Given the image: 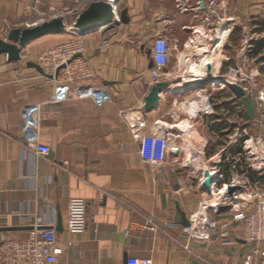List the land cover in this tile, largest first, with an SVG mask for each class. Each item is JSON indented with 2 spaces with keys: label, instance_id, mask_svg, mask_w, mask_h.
Masks as SVG:
<instances>
[{
  "label": "crops",
  "instance_id": "1",
  "mask_svg": "<svg viewBox=\"0 0 264 264\" xmlns=\"http://www.w3.org/2000/svg\"><path fill=\"white\" fill-rule=\"evenodd\" d=\"M92 1L0 0V42L8 43L15 29L41 24L48 11L49 20L62 18L69 30ZM102 1L114 3L117 25L40 38L18 61L0 53V241L25 239L21 217L29 214L44 224L54 221L63 251L57 264H244L256 245L243 239L232 216L248 202L246 181H264V169L252 171L243 148L250 139H261L264 147V30L255 40L247 29L258 16L264 20V0ZM158 36L169 58L157 82L169 90L146 113L144 100L157 83L149 47ZM75 40L83 43L77 58L84 65L72 88L103 90L110 102L97 106L80 96L54 101L51 77L27 66ZM202 68L205 76L196 77L193 71ZM196 80L201 84L182 90ZM221 81L251 98L253 119ZM32 107L47 155L36 153L22 131L23 114ZM152 133H165L169 141L160 167L139 155L137 137ZM204 170L215 177L209 191L200 189ZM229 183L236 198L222 203L219 191ZM72 198L87 205L82 235L66 231ZM207 222L229 223V244L216 234L205 239ZM187 228L196 237L189 238Z\"/></svg>",
  "mask_w": 264,
  "mask_h": 264
},
{
  "label": "built area",
  "instance_id": "2",
  "mask_svg": "<svg viewBox=\"0 0 264 264\" xmlns=\"http://www.w3.org/2000/svg\"><path fill=\"white\" fill-rule=\"evenodd\" d=\"M109 1L113 2V0ZM83 52L82 41L75 40L57 45L37 57L36 64L44 74L51 76L52 82L55 84L53 91L54 101L62 102L80 96L92 99L97 106L110 102V96L103 90L88 89L81 92L72 88V83L75 79L83 77L82 65H84V61L77 58ZM149 57L152 62L151 77L154 82H157L163 77L169 58L167 43L163 37L158 36L152 41L149 47ZM58 69L59 72L63 73L62 81L56 79ZM36 112L37 107H32L23 114L24 124L22 131L36 153L47 155L50 152V148L39 143L35 131L36 118L34 115ZM137 139H139L140 143L139 155L142 161L155 167L162 166L168 155L169 145L165 133L147 134L141 137L138 136ZM244 150L246 157L251 161L249 167L252 171L257 170L259 172L264 169V147L261 139L245 141ZM255 166L258 167L255 168ZM245 184L249 189L248 202L234 212L232 220L241 223L246 242L258 244L255 249L246 255L244 264H253L255 259L262 260L259 264H264V183L246 181ZM229 185L234 184L229 183ZM225 187L223 186L219 191L222 203L236 198L234 193L227 195ZM222 191L225 194H222ZM216 206H210L214 213L217 211ZM21 219L23 225L28 227L27 237L19 240H1L0 264H57L63 251L57 242L54 221L44 224L41 218L29 214H22ZM86 227V202L80 198L70 199L67 205V233L70 235H82L86 231ZM228 229L229 223L218 225L216 222H207L204 227L205 239H209L210 235L216 234L222 240V244L227 245L229 244V241H227L229 237ZM187 231L189 238L196 237V230L192 232L190 228H187Z\"/></svg>",
  "mask_w": 264,
  "mask_h": 264
},
{
  "label": "water",
  "instance_id": "3",
  "mask_svg": "<svg viewBox=\"0 0 264 264\" xmlns=\"http://www.w3.org/2000/svg\"><path fill=\"white\" fill-rule=\"evenodd\" d=\"M115 21L114 3L107 1L97 0L92 1L89 7L77 16L72 23L71 28L68 27L62 18H53L49 21H42L41 24L26 29H15L7 37L8 43L0 42V53L7 55L8 61H18L20 59V53L29 43L38 40L46 36H59L69 34L72 32L79 36L87 35L91 32L100 30L107 26L117 25ZM28 67L35 69L41 75L47 76L43 73L41 68L34 64L28 63ZM59 69L56 72L58 75ZM224 87H226L236 99L240 101L246 110V114L249 119L254 118V109L252 106L251 98L245 96L242 88L235 84H230L225 81H221ZM201 84L200 80H196L193 83H185L182 90L186 91ZM168 83L157 82L149 91L147 97L144 100L143 110L146 113L152 112L161 100V94L168 91ZM180 93H183L181 91ZM221 167V164L218 163ZM202 181L200 182V189L202 191H209L210 187L215 180V177L210 175L207 170L203 171ZM236 189L234 185H226V194L230 195ZM181 224L184 227L189 226V222L185 215L182 214ZM60 224L57 226L59 230Z\"/></svg>",
  "mask_w": 264,
  "mask_h": 264
},
{
  "label": "rangeland",
  "instance_id": "4",
  "mask_svg": "<svg viewBox=\"0 0 264 264\" xmlns=\"http://www.w3.org/2000/svg\"><path fill=\"white\" fill-rule=\"evenodd\" d=\"M55 14V13H54ZM46 17H41V21H48L51 17H53V14H52V11H48V14L47 15H45ZM45 18H48V19H46L45 20ZM69 25H70V22L68 23ZM243 28H245L244 26L242 27V26H239L238 27V29L239 30H241V29H243ZM247 29L248 30H253L254 32H255V35H254V39L255 40H260L261 39V32L264 30V20L260 17V16H258L257 18H256V20H254L253 22H251V23H248V26H247ZM261 54V53H260ZM255 59H254V61H262V59H261V56L259 55L258 57H256V55H255V57H254ZM259 72H261V73H263L264 72V69H263V71L262 70H260ZM260 73V74H261ZM256 140V139H255ZM243 148H244V146H243ZM255 183H260V184H262V183H264V181H256ZM229 232V231H228ZM241 233H242V237H243V239L245 238L244 237V230H243V228H241ZM256 246L255 247H257L258 246V244H255ZM253 249H255V248H253ZM252 249V250H253ZM251 250V251H252Z\"/></svg>",
  "mask_w": 264,
  "mask_h": 264
},
{
  "label": "bare ground",
  "instance_id": "5",
  "mask_svg": "<svg viewBox=\"0 0 264 264\" xmlns=\"http://www.w3.org/2000/svg\"><path fill=\"white\" fill-rule=\"evenodd\" d=\"M206 70L205 69H203L202 68V70L201 71H198V69H195L194 71H193V73L195 74V76L196 77H204L205 76V74H206ZM193 76V75H192ZM199 79V78H198ZM223 193H225V192H223ZM196 227V226H195Z\"/></svg>",
  "mask_w": 264,
  "mask_h": 264
}]
</instances>
